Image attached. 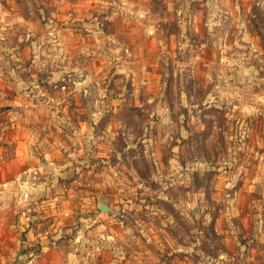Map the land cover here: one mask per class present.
Listing matches in <instances>:
<instances>
[{
    "label": "rangeland",
    "instance_id": "1",
    "mask_svg": "<svg viewBox=\"0 0 264 264\" xmlns=\"http://www.w3.org/2000/svg\"><path fill=\"white\" fill-rule=\"evenodd\" d=\"M15 1L20 21L11 36L20 40H0V67H10L12 50H26L19 65L29 70H18L20 82L56 78L59 68L48 60H62L61 50L71 62L80 47L87 59L111 56L112 67L95 75V88L88 82L85 96L116 103L100 109L91 140L102 154L94 170L114 180L97 201L116 211L108 215L120 236L113 247L84 254L91 263L264 264V239L242 217L259 204L249 178L254 133L264 126V0ZM36 60L43 67H30ZM95 111L83 110V118ZM239 120L252 123L241 144ZM243 165L246 183L233 174ZM225 169L234 177L227 187ZM69 221L65 236L72 240L80 221L74 214ZM19 230L7 227L3 246L9 251L18 241L23 257L4 264H27Z\"/></svg>",
    "mask_w": 264,
    "mask_h": 264
},
{
    "label": "crops",
    "instance_id": "2",
    "mask_svg": "<svg viewBox=\"0 0 264 264\" xmlns=\"http://www.w3.org/2000/svg\"><path fill=\"white\" fill-rule=\"evenodd\" d=\"M19 5L15 0H0V26L11 25L5 31L0 30V40H20L19 36H11L14 34L12 24L20 21L16 12ZM31 37L26 36L33 40ZM32 50L36 52L33 56L38 57L40 50ZM61 51L62 60L57 62L61 64H54V59L48 60L51 66L55 65L54 72L57 68L59 70L56 78L48 77L46 84L19 81L18 70H29V66L19 65V56L26 54V50H12L10 67L4 70L0 67V264L11 257L14 259L15 254L17 261L23 257L21 253L17 255L18 241L9 251L4 250L3 233L7 227L12 232L20 229L25 233L27 241L22 242L21 247L28 248L27 264H93L86 256L108 246V243L115 244L116 236H120L114 224L117 219L97 212L98 195H107V189L112 188L114 180L101 179L94 170L98 166L97 158L102 154H99L98 147H92L94 141L91 140L95 135L92 130L94 124L101 119L104 108L116 103L107 98L90 101L85 96L88 82H92L95 88L98 85L94 81L95 75L112 67L108 61L111 56L109 53L101 54V57L94 54L93 58L87 59L85 49L80 47L75 52L74 62H71L69 52ZM103 64L108 67H103ZM30 67L43 65L36 60ZM81 71L87 72L90 80H85L86 75L81 79L78 74ZM82 97L86 99L82 100ZM82 101L88 109L94 106L99 111L87 112L83 118V110L88 109L81 107ZM249 121L252 122L253 118ZM249 121H236L235 141L238 144L251 130ZM114 135V131L108 133V137ZM254 135L250 150L254 154L250 163L253 172L248 178L258 193L253 202L259 204L253 203L252 207L257 209L242 217L246 220L250 217L256 237L264 239V126L255 130ZM234 149L238 151L240 147L235 145ZM243 169L244 165L236 167V171L234 167L233 174L235 179L240 178L246 183L249 179ZM223 174L224 187H227L234 177H230V170L225 169ZM34 187L37 191L33 190ZM84 213L90 214L84 217ZM72 214L80 221V227L71 240L65 234ZM89 221L90 224L84 225ZM91 236L97 242L89 241ZM123 258L113 259L111 264L122 263Z\"/></svg>",
    "mask_w": 264,
    "mask_h": 264
},
{
    "label": "water",
    "instance_id": "3",
    "mask_svg": "<svg viewBox=\"0 0 264 264\" xmlns=\"http://www.w3.org/2000/svg\"><path fill=\"white\" fill-rule=\"evenodd\" d=\"M98 210L106 214H116V211L108 207L103 201L98 202Z\"/></svg>",
    "mask_w": 264,
    "mask_h": 264
},
{
    "label": "built area",
    "instance_id": "4",
    "mask_svg": "<svg viewBox=\"0 0 264 264\" xmlns=\"http://www.w3.org/2000/svg\"><path fill=\"white\" fill-rule=\"evenodd\" d=\"M61 89L63 90V89H64V87H61Z\"/></svg>",
    "mask_w": 264,
    "mask_h": 264
}]
</instances>
